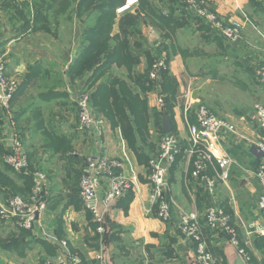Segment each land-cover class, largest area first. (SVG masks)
<instances>
[{
  "label": "crops",
  "instance_id": "1",
  "mask_svg": "<svg viewBox=\"0 0 264 264\" xmlns=\"http://www.w3.org/2000/svg\"><path fill=\"white\" fill-rule=\"evenodd\" d=\"M208 2L226 19L243 24L239 41H226L197 19L163 27L142 23V48L129 38L131 49L138 51L137 60L131 61L124 49L118 50V15L110 42L111 49L118 50L116 55L95 74L86 70L74 76L71 66L81 49L92 42L86 29L94 25L98 6H79L76 0H0V55L9 79L17 84L12 118L0 108V200L27 195L31 189L28 175L15 171L4 158L14 132L23 139L31 166L48 176L47 209L33 230L0 219V264H42L68 253L80 255L84 264H105L104 235L97 231L80 196V175L90 155L119 160L121 169L134 179L131 193L123 195L107 216L112 234L108 245L115 264H121L120 258L187 264L195 249L176 228L179 211H198L204 222L214 199L193 177L192 161L183 151L168 171L169 196L175 203L173 219L165 221L148 212V159L159 149L152 150L148 141L154 126L159 133L163 129L167 113L171 133L188 146L189 124L196 121L200 104L237 127L235 132H223L222 147L232 164L228 179L218 181L216 202L224 210L227 202L231 219H236L239 230H246V213L260 211L262 192L255 174L261 155L254 143L264 139V131L256 125L254 106L264 104V82L259 77L264 64V0ZM155 4L164 8L166 0H155ZM133 11H139L138 5ZM159 47L170 55L169 79L161 85L170 102H165L167 111L160 119L155 116L160 110L153 86L144 82L148 59ZM82 94L89 95L93 111L104 120L99 130L85 129L80 122L77 100ZM132 108L140 112L139 118ZM125 115L147 124L144 135H135L139 142L135 148L123 134ZM207 169L214 177L221 172L216 163H208ZM249 178L260 188L253 204L247 198L242 203L238 196L240 188H249ZM105 188L106 181L99 197ZM254 225L264 228L260 220H254ZM207 233L213 248L228 263L225 252L230 237L223 239L213 229Z\"/></svg>",
  "mask_w": 264,
  "mask_h": 264
},
{
  "label": "built area",
  "instance_id": "2",
  "mask_svg": "<svg viewBox=\"0 0 264 264\" xmlns=\"http://www.w3.org/2000/svg\"><path fill=\"white\" fill-rule=\"evenodd\" d=\"M184 5L187 14L197 17L217 35L228 42L236 43L241 38L243 24L236 20H228L214 10L208 0H178ZM138 0H127L126 4L117 9L119 14L133 9ZM168 51L162 49L156 54V59L149 72V81L156 96V106L160 111L165 108V96L162 93V73L168 68ZM260 80L264 82V64L260 68ZM17 84L7 75L6 63L0 55V108L12 118L11 105ZM79 119L85 129L99 130L104 120L96 115L90 104L88 94H82L77 100ZM254 118L257 127L264 131V104L254 106ZM236 125L219 117L211 109L200 104L197 109L196 121L189 124V145L185 146L180 138L173 133H165L160 141L157 153L149 161V180L151 193L148 212L154 213L160 219L170 221L174 217V206L169 196L170 182L169 167L173 165L184 151L193 164L192 175L197 179L204 190L214 199V204L205 212L206 224L212 229H225L231 232L230 215L216 202L218 181H226L229 177V168L232 158L222 147L223 132H235ZM261 155L256 169V177L261 187L258 208L264 213V139L254 143ZM6 163L19 173L30 175L33 187L29 195H12L0 200V219L15 221L21 227L33 230L40 220L43 211L47 209L46 190L47 174L37 168H31L29 155L21 136L13 133L7 151L4 154ZM216 163L221 172L217 177L207 172L208 163ZM122 163L102 155H90L80 178V196L84 207L92 214L97 223V231L105 232V222L109 211L114 204L134 186V179L122 169ZM106 181L105 192L99 197V190ZM176 228L187 239L194 243L195 253L201 264H215L216 255L209 248L203 235L202 221L198 211L180 210ZM47 235V234H46ZM233 242L237 241L232 237ZM66 245L65 241L61 242ZM42 264H84L80 255L68 253L58 257L54 262L45 261Z\"/></svg>",
  "mask_w": 264,
  "mask_h": 264
},
{
  "label": "trees",
  "instance_id": "3",
  "mask_svg": "<svg viewBox=\"0 0 264 264\" xmlns=\"http://www.w3.org/2000/svg\"><path fill=\"white\" fill-rule=\"evenodd\" d=\"M76 1L79 6L91 7L93 4H95L96 6H98L100 10L99 13L95 16L94 25L86 29V37H88L92 41L91 44L81 49V51L79 52L78 56L76 57V59L74 60L71 66L74 76H78L81 73H84L86 70L92 71V73L95 74L105 63L111 61V59L116 55V53L120 49L125 50V56L129 60L136 61L138 57L137 56L138 51H134L131 49V46L129 45L131 40L129 38L132 37L135 41L134 44L142 48L143 37L140 29L142 23H149L156 27H163L164 25L171 26L172 24H180V25L185 24L187 19H195V20L197 19L205 26H207L197 17L188 15L186 9L184 8V5L179 3L178 0H166V4L164 8H160L156 6L155 0H138V4H137L139 7L138 12H134L133 11L134 8H133L121 14L117 12V9L120 6L126 4L127 0H76ZM78 12L81 13V9L78 8ZM118 15H121L120 17L121 35H118L117 37L119 39L118 45H120V47L118 48V50H112L110 44L112 40L111 32H112L113 24L116 18L118 17ZM162 49L165 48L159 47L156 54ZM156 54L154 57L148 59V61L151 62L149 63L147 67V71L144 75V82H150L149 72L156 59ZM169 58L170 55L168 57V63H169ZM162 77H163L162 81L163 80L166 81L167 79H169L168 68L163 70ZM162 93L165 96V102L167 103L168 101L169 103L170 102V100L168 99L169 97L165 95L163 90ZM166 103L163 111H157V113H155V116H157L159 119L162 118V114L165 111H167ZM131 112H134V115H136L137 118L140 117V112L137 111L136 109L132 108ZM146 117L149 118L148 112L146 114ZM124 119H125L124 123L122 124L123 134L128 139L129 143L135 148L138 146L139 143L138 141H136L135 135L138 132L144 135L143 129L145 130V128H147V124H144L143 121L136 119H135L136 121H132V119L128 118L126 115L124 116ZM160 134L162 136L165 134L162 128H160ZM149 161L150 158L148 159V165H149ZM31 168L33 167L31 166ZM27 178L30 179L31 189H32L33 179L30 175H28ZM29 193L27 195H29ZM130 193L131 191H129L126 195H129ZM14 195H18V194H14ZM225 211L228 214V211L227 210ZM90 215L92 216L91 213ZM231 220L232 219L230 217V223ZM95 224L97 229V223L95 222ZM204 225H206V227H204ZM209 228L212 229L210 226L206 224V220L202 222V230H203L204 238L207 240L209 248L216 255L215 264H227L222 252L218 251L216 248H213V246L211 245V239L209 237V234L207 233L210 231ZM100 234L104 235V241L110 242L112 234L106 232V223H105V232ZM163 264H184V263H163Z\"/></svg>",
  "mask_w": 264,
  "mask_h": 264
},
{
  "label": "rangeland",
  "instance_id": "4",
  "mask_svg": "<svg viewBox=\"0 0 264 264\" xmlns=\"http://www.w3.org/2000/svg\"><path fill=\"white\" fill-rule=\"evenodd\" d=\"M207 62V61H205ZM200 80L201 77H198ZM250 98L253 97V93H249ZM153 132L151 134V139L148 141L149 146L152 150L156 152V149L159 147L162 135L157 130V127L152 128ZM154 152V153H155ZM153 153V154H154ZM249 188H240L241 192L238 196H240L241 202H244V199L247 198V203L253 204V202L260 195V188L257 182L249 178ZM227 202H224V207L231 213V207L227 209ZM239 204V203H238ZM247 219L245 220V224L247 226L246 230H243L237 226L236 219H232L230 226L231 232L226 231L225 229H216L217 233L224 239V237H234L237 241V247L244 255V258L248 262V264H264V228L262 226L258 227L256 225L253 226L254 220L261 221L264 223V215L260 213V211L256 210L255 212H247ZM129 258L122 259L120 258V263L122 264H160L156 262V259L148 261L137 258L134 262H129ZM142 260V261H141ZM227 263V262H226ZM228 264V263H227Z\"/></svg>",
  "mask_w": 264,
  "mask_h": 264
},
{
  "label": "water",
  "instance_id": "5",
  "mask_svg": "<svg viewBox=\"0 0 264 264\" xmlns=\"http://www.w3.org/2000/svg\"><path fill=\"white\" fill-rule=\"evenodd\" d=\"M163 132L164 133H171L172 132V123L170 117L167 113H164L163 116ZM106 232L111 233V229L108 225L106 220ZM228 248L226 250V256L228 258V264H248L242 252L238 249L236 244L233 242L232 238L227 239ZM103 261L105 264H115L113 261L110 251L108 242L104 241V248H103ZM187 264H201L197 258L196 253H193V256L187 260Z\"/></svg>",
  "mask_w": 264,
  "mask_h": 264
}]
</instances>
